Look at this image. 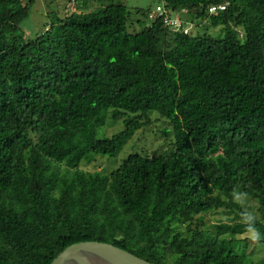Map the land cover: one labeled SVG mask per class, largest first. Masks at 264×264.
<instances>
[{
  "label": "trees",
  "instance_id": "obj_1",
  "mask_svg": "<svg viewBox=\"0 0 264 264\" xmlns=\"http://www.w3.org/2000/svg\"><path fill=\"white\" fill-rule=\"evenodd\" d=\"M95 1L25 40L33 0H0V264H50L83 241L156 264H264L242 251L232 198L256 201L264 233V0H161L180 26L146 10L139 31L124 4ZM152 113L170 151L79 168L115 157ZM108 120L123 128L97 137ZM215 210L230 217L204 229Z\"/></svg>",
  "mask_w": 264,
  "mask_h": 264
},
{
  "label": "rangeland",
  "instance_id": "obj_2",
  "mask_svg": "<svg viewBox=\"0 0 264 264\" xmlns=\"http://www.w3.org/2000/svg\"><path fill=\"white\" fill-rule=\"evenodd\" d=\"M127 7L129 12L128 24L137 23L141 21L140 26H137V31L141 30L144 26L151 23V20L144 16L143 12L146 10H154L157 6L161 5V0H118ZM28 3L29 0H23ZM84 0H33L28 5V17L20 24L21 33L24 39H33L43 30L47 29L46 25L50 23L49 15L55 12L63 17L72 11H89L94 9L98 4L95 0H90L86 8H82ZM117 2V1H116ZM190 16V15H189ZM188 17V15H186ZM190 32L194 35H201L207 30L211 34H215L212 30L216 28L205 29L202 24L189 23ZM123 128V123L119 120L117 122L107 123L96 130L97 137L110 136ZM173 128L167 120L163 119L156 113L151 114V124L143 129H139L134 133L118 151L115 157L107 155H95L91 163L81 162L79 168L83 171L95 172L100 171L109 173L111 170L117 168L121 162L127 157L128 154L137 152L141 154L150 155L152 152L170 151L173 142ZM246 205L253 211L256 216L258 205L256 201L248 198ZM204 220V229L212 230L214 224L226 221L225 218L230 217L222 210H215L201 215ZM181 227H184L182 225ZM242 241V251L249 256L252 261H258L264 257V242H254L248 239L247 234L238 236Z\"/></svg>",
  "mask_w": 264,
  "mask_h": 264
},
{
  "label": "water",
  "instance_id": "obj_3",
  "mask_svg": "<svg viewBox=\"0 0 264 264\" xmlns=\"http://www.w3.org/2000/svg\"><path fill=\"white\" fill-rule=\"evenodd\" d=\"M50 264H156L112 244L83 241L59 252Z\"/></svg>",
  "mask_w": 264,
  "mask_h": 264
},
{
  "label": "clouds",
  "instance_id": "obj_4",
  "mask_svg": "<svg viewBox=\"0 0 264 264\" xmlns=\"http://www.w3.org/2000/svg\"><path fill=\"white\" fill-rule=\"evenodd\" d=\"M233 201L240 204L244 211L241 212V219L245 225V232L249 240L258 242L264 239V233H261L258 228H256V215L253 211L248 210L246 202L248 199L247 193L234 190L232 194ZM227 222V218H225Z\"/></svg>",
  "mask_w": 264,
  "mask_h": 264
},
{
  "label": "built area",
  "instance_id": "obj_5",
  "mask_svg": "<svg viewBox=\"0 0 264 264\" xmlns=\"http://www.w3.org/2000/svg\"><path fill=\"white\" fill-rule=\"evenodd\" d=\"M215 8L211 7L209 11H214ZM170 10H167L163 4L157 6L151 13H149V18L161 17L163 16L164 24L172 29H177L180 26V20L178 18V14L175 13L174 18H169Z\"/></svg>",
  "mask_w": 264,
  "mask_h": 264
}]
</instances>
